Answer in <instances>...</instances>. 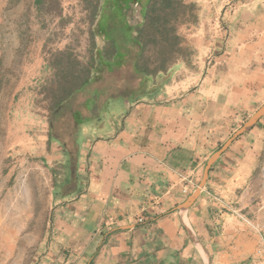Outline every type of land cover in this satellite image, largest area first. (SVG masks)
<instances>
[{
	"label": "crops",
	"instance_id": "crops-1",
	"mask_svg": "<svg viewBox=\"0 0 264 264\" xmlns=\"http://www.w3.org/2000/svg\"><path fill=\"white\" fill-rule=\"evenodd\" d=\"M195 1L197 21L181 25L195 66L179 57L150 75L132 64L135 86L114 76L103 99L72 110L73 134H46L70 139L74 159L34 264H240L252 251L237 242L250 233L242 209L264 114L206 168L264 107V0ZM112 60L109 79L125 62Z\"/></svg>",
	"mask_w": 264,
	"mask_h": 264
},
{
	"label": "rangeland",
	"instance_id": "rangeland-1",
	"mask_svg": "<svg viewBox=\"0 0 264 264\" xmlns=\"http://www.w3.org/2000/svg\"><path fill=\"white\" fill-rule=\"evenodd\" d=\"M114 1L121 5L120 0ZM172 1L173 7L166 8L164 0H154V29L145 28L139 66L166 68L179 57H186L190 66L199 62L198 49L184 42L187 32L181 25L197 21L201 3ZM104 2L58 0V4L37 9L33 0H0V264L36 263L49 226L55 187L71 183L69 167L74 155L65 153L72 150L71 140H55L46 134H73L72 110L85 108L80 94L66 99L64 91L97 65L98 52L106 50L107 58L106 52L112 51L95 30ZM143 9L136 2L128 5L132 27L144 23ZM112 36L126 56L124 67L111 74L113 79L105 77L106 68L103 77L95 75L98 69L92 70L94 83L108 85L114 83V76L127 72L129 85L135 86L129 68L139 51L126 46L118 32ZM175 36L179 39L173 42ZM60 99H66L64 107L51 113L49 108ZM246 198L249 205L242 209V221L250 233L237 244L243 248L249 244L252 251L240 264H264V258L256 256L264 242V145Z\"/></svg>",
	"mask_w": 264,
	"mask_h": 264
},
{
	"label": "trees",
	"instance_id": "trees-1",
	"mask_svg": "<svg viewBox=\"0 0 264 264\" xmlns=\"http://www.w3.org/2000/svg\"><path fill=\"white\" fill-rule=\"evenodd\" d=\"M131 2H136L139 5H141L143 9V19L144 23L141 25V27H130L128 25H123V18L125 17V14L122 12L121 9H119L116 4H118L114 0H105V2L102 4V6L99 9V13L97 15V24H96V33L97 35L103 36L106 43H109L112 47V51H107L108 57H104L103 52L106 51L103 49V52H98V60L96 61L97 65L94 64V66L91 67L87 71V74L84 75L83 79L76 77L74 83L69 87V89L64 91V94H66L67 97L73 95V94H80L82 99L91 97V99H103L106 94H108L107 87L106 89L104 86L101 85H95L94 83V74L91 73V71L95 69V72L97 70V73L95 75H99L101 73V76L103 77L102 69L108 68L110 65V62H114L112 60V57L115 56L118 60H124L126 56H120L119 53H122V50L118 48V42L115 40V38L112 36V33L114 31L118 32L120 37L123 39V43L126 46H133L134 48H137L139 51V55L137 56L136 61L133 62V65L137 71H143L146 73H149L150 75H154L155 71H164L165 68H157L153 70H149L146 66V64H143V66H139L138 60L141 57V53L144 51L145 48V42H144V33L145 28H150L151 30L154 29V13L156 12V3L154 0H145L144 3L141 0H120L119 3L125 5V9L128 8V5ZM165 7L166 8H172L173 7V1L172 0H164ZM55 3L58 4V0H33V4L37 9H40L47 4ZM111 28V29H109ZM167 33L170 31H166ZM173 42L178 41V37L175 36L172 38ZM121 57V58H120ZM106 60V64L103 62V60ZM136 58V57H135ZM94 61V59L92 58ZM122 64L114 65L113 67H121ZM86 72V71H85ZM113 92V91H112ZM66 99H60L58 102H55L50 108L49 111L51 113L56 112L61 107H64L65 100Z\"/></svg>",
	"mask_w": 264,
	"mask_h": 264
},
{
	"label": "water",
	"instance_id": "water-1",
	"mask_svg": "<svg viewBox=\"0 0 264 264\" xmlns=\"http://www.w3.org/2000/svg\"><path fill=\"white\" fill-rule=\"evenodd\" d=\"M264 114V107L252 118L250 119L238 132H236L232 138L217 152V154L211 159V161L208 163L206 172H208L210 166L217 160V158L221 155L222 152L226 150V148L229 146V144L235 140L238 136H240L243 132L247 131L252 124L260 118Z\"/></svg>",
	"mask_w": 264,
	"mask_h": 264
},
{
	"label": "built area",
	"instance_id": "built-area-1",
	"mask_svg": "<svg viewBox=\"0 0 264 264\" xmlns=\"http://www.w3.org/2000/svg\"><path fill=\"white\" fill-rule=\"evenodd\" d=\"M138 221H139V223H142L143 222L142 219H139ZM256 256L258 258H264V242L261 244L260 248L257 250Z\"/></svg>",
	"mask_w": 264,
	"mask_h": 264
}]
</instances>
